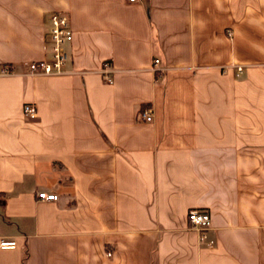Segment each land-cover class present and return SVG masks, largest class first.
<instances>
[{
    "label": "crops",
    "instance_id": "crops-1",
    "mask_svg": "<svg viewBox=\"0 0 264 264\" xmlns=\"http://www.w3.org/2000/svg\"><path fill=\"white\" fill-rule=\"evenodd\" d=\"M3 65L0 264H264V0H0Z\"/></svg>",
    "mask_w": 264,
    "mask_h": 264
},
{
    "label": "built area",
    "instance_id": "built-area-1",
    "mask_svg": "<svg viewBox=\"0 0 264 264\" xmlns=\"http://www.w3.org/2000/svg\"><path fill=\"white\" fill-rule=\"evenodd\" d=\"M129 3L138 0H126ZM48 20V34L50 38V57L47 60L30 62L27 66L28 74L30 75H56L61 73V68L65 64L68 53L66 50V43L71 40V29L68 23L67 16L61 12H50L47 15ZM157 60H154V65ZM236 71L240 72L241 67H236ZM9 66H0V75L10 74ZM111 70L106 62L102 63L101 74L106 82H110ZM22 114L30 119L36 116L35 107L31 104H24L22 106ZM139 118L145 122L151 121V115L148 110H143L138 113ZM36 197L40 200H55L56 195L53 193L37 192ZM186 221L191 229L198 233L206 230L209 226L210 220L206 212L198 209H189L186 213ZM211 243V242H210ZM209 243V244H210ZM15 242L13 240L0 239V249H13Z\"/></svg>",
    "mask_w": 264,
    "mask_h": 264
}]
</instances>
